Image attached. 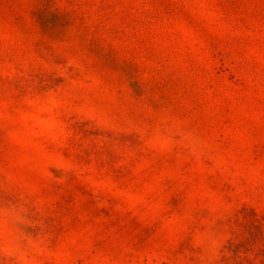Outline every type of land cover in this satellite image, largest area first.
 Here are the masks:
<instances>
[{"label": "rangeland", "instance_id": "rangeland-1", "mask_svg": "<svg viewBox=\"0 0 264 264\" xmlns=\"http://www.w3.org/2000/svg\"><path fill=\"white\" fill-rule=\"evenodd\" d=\"M0 264H264V0H0Z\"/></svg>", "mask_w": 264, "mask_h": 264}]
</instances>
